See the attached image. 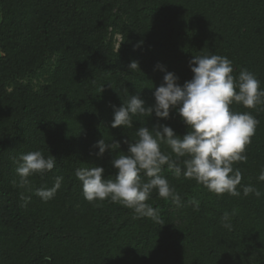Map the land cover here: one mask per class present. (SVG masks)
<instances>
[{
  "label": "trees",
  "instance_id": "obj_1",
  "mask_svg": "<svg viewBox=\"0 0 264 264\" xmlns=\"http://www.w3.org/2000/svg\"><path fill=\"white\" fill-rule=\"evenodd\" d=\"M213 54L232 61L235 77L254 73L264 89V0H0V264H264V105L231 106L259 122L247 162L234 167L260 197L242 188L239 197H218L165 166L183 206L153 191L147 202L160 224L108 200L87 201L75 176L77 168L102 166L114 179L111 160L127 151L125 139H138L139 127L186 134L174 110L167 120L153 113L134 117L132 128H112L111 105L121 106L126 88L151 106L163 82L158 64L182 86L193 76L189 60ZM51 57L45 84L36 90L23 82ZM132 61L140 70H129ZM102 138L120 141V149L98 158L93 146ZM37 150L57 163L21 187L20 156ZM57 176L61 187L44 202L35 190L51 188Z\"/></svg>",
  "mask_w": 264,
  "mask_h": 264
},
{
  "label": "clouds",
  "instance_id": "obj_2",
  "mask_svg": "<svg viewBox=\"0 0 264 264\" xmlns=\"http://www.w3.org/2000/svg\"><path fill=\"white\" fill-rule=\"evenodd\" d=\"M128 67L134 71L139 69V64L132 61ZM156 67L164 76L162 84L153 92L155 103L146 106L139 93L129 95L125 88L123 96L126 99L121 106L111 105V127L132 128L134 117H151L153 113L158 119L167 120L174 110L186 126V134L178 135L164 124L151 129L139 127L138 139L134 142L125 139L127 151L111 160L112 167L117 170L114 179L104 177L102 166L75 170L85 199L89 202L108 200L131 209L134 218L146 217L162 224L159 211L147 202L153 191L159 198L171 200L177 207L183 206L175 187L162 175L165 166L176 178L194 179L218 197L224 194L239 197L241 188L244 196L260 197L261 192L253 186L241 184L242 173L234 167L247 162L246 149L259 122L251 112L231 109L234 103L247 109L264 105V89L255 74L243 69L235 77L232 61L227 57L195 55L189 60L193 76L181 86L175 73L159 64ZM120 146V141L106 142L102 138L93 146L99 149L94 154L100 158L106 151L112 154ZM162 146L170 151H164ZM56 163L54 156L45 157L39 150L22 154L16 168L20 186L30 185L29 177L51 172ZM258 180L264 181V169ZM62 181L63 177L57 176L51 188H38L35 195L44 202L51 200ZM189 203L198 210L199 202L195 198ZM221 222L231 230L228 213L223 215Z\"/></svg>",
  "mask_w": 264,
  "mask_h": 264
},
{
  "label": "rangeland",
  "instance_id": "obj_3",
  "mask_svg": "<svg viewBox=\"0 0 264 264\" xmlns=\"http://www.w3.org/2000/svg\"><path fill=\"white\" fill-rule=\"evenodd\" d=\"M119 42V36H115L113 38V44H114V48L116 49L117 44ZM55 57H51L49 60L46 61V63L44 64L43 68L39 71H37L34 75H32L31 77L23 80L24 83H31L32 86L34 87V89H38L41 85L45 84L50 75L51 72L54 68L55 65Z\"/></svg>",
  "mask_w": 264,
  "mask_h": 264
}]
</instances>
